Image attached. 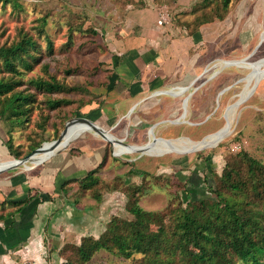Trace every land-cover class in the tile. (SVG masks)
I'll return each mask as SVG.
<instances>
[{
  "label": "rangeland",
  "instance_id": "obj_1",
  "mask_svg": "<svg viewBox=\"0 0 264 264\" xmlns=\"http://www.w3.org/2000/svg\"><path fill=\"white\" fill-rule=\"evenodd\" d=\"M177 2L0 0V45L8 46L24 35L31 36L37 44L36 59L30 60V69L19 65L20 73H12L0 64V79L19 81L12 92L23 90L31 94V101L25 105L28 110L20 120L0 116L1 136L6 145H11L12 153L0 142V162L21 158L44 142L55 140L72 118L89 119L98 114V107L88 112L86 107H93V101L102 105V94L95 92L96 86L111 83L112 60L115 59L112 44L121 35L128 15L132 11L155 8L158 13L169 16L170 11L176 12ZM185 3V8L180 10L184 14L208 13L220 17L217 38L206 42L204 47L208 70L194 79L188 90L183 86L163 90L177 97L157 95L144 99L145 96H141L129 115L130 106H125L110 118L105 129L125 145L148 141L152 125H155L153 130L159 142L187 137L201 144L220 133L228 120L230 106L233 115L228 134L203 149L190 146L193 151L178 149L160 155L139 152L116 155L104 137L94 130L84 131L71 139L67 147L76 140H87L91 147L103 145L106 159L89 185L77 182L75 205L68 208L75 209L78 203L90 206V212H84L82 218L85 219L78 227L72 222L74 211L70 212L68 224L58 219L57 225L50 226L47 222L36 228H32L31 210L29 219L22 216L17 219L20 213L0 219V264H139L142 253L133 252L126 257L110 239H104L112 219L132 220L130 208L138 205L158 213L150 225L156 232L160 226L169 229L174 214L184 207L192 210L191 202L196 203L197 199L207 203L210 214L220 213L224 203L213 189L222 188L224 172L230 167L240 169L247 180L245 154L264 165V65L256 81L249 84L250 93L239 95L247 83V75L251 74L245 66L264 60V0H186ZM47 40L51 47L47 46ZM222 61L237 64L222 66ZM239 99L242 100L236 110L234 103ZM54 102L59 105L51 107ZM74 122L82 123L70 121L65 137L71 136ZM93 136L101 142L90 141L89 137ZM46 154L40 152L32 160L39 163L42 159L36 158ZM40 165L32 163L28 168L21 165L2 171L0 179L21 172L33 173ZM227 198L232 202V197ZM13 210V205L0 198V216ZM92 224H96L95 228ZM89 225L92 230L85 231L84 227ZM74 228H80L81 234L73 231ZM86 238L106 241L111 249L100 248L88 260L81 261L77 249ZM262 261L264 263V257ZM178 264L197 263L191 259Z\"/></svg>",
  "mask_w": 264,
  "mask_h": 264
},
{
  "label": "crops",
  "instance_id": "obj_2",
  "mask_svg": "<svg viewBox=\"0 0 264 264\" xmlns=\"http://www.w3.org/2000/svg\"><path fill=\"white\" fill-rule=\"evenodd\" d=\"M177 1L174 5L176 12L168 11V20L161 24L157 22L161 12L158 13L155 8L132 11L128 15L127 23L121 28V35L112 44L114 51L112 56L115 58L112 60L113 78L110 84L96 86L98 89L95 92L102 94L104 100L102 107L92 103L93 107L91 106L90 110L95 107L100 110L89 119L103 128H108L110 118L118 115L125 106L135 105L136 107L137 99L141 96H145L144 99H152L157 95L177 97V94H164L160 91L164 92L163 90H167L165 89L167 87L169 89L180 86L190 87L194 79L208 70L209 60L205 58L204 47L206 42L210 43L217 38L220 21L216 18L210 21L196 20L197 16L180 12L185 8L186 0ZM107 88L112 89L107 90ZM93 137H89V140L101 142L98 137ZM166 142L169 143L166 146L170 147L175 141L173 142L171 138L164 142L157 141L161 146H164ZM121 145V154L139 152H132L127 146ZM189 147L187 143L181 142L175 150H191ZM144 153L160 155L169 152H161L154 146ZM104 155L103 145L91 147L87 140H76L75 143L40 163L41 165L33 173L21 172L0 179V198L18 200L34 194L35 198L27 204L20 215L17 213V219L20 216L29 219L27 216L31 210L32 228H36L37 225L44 226L47 222L50 226L57 225L58 219L68 224L72 211H74L72 222L78 227V224L85 219V217L82 218L84 212H90L91 208L77 205L78 203L75 209L68 208L75 205L74 192L77 190V182L84 183L85 181L82 180L87 172L96 168ZM67 181L69 183L66 185ZM69 187L72 188L69 189ZM94 213L95 211L91 215ZM92 225L95 228L96 224ZM92 225L84 227L85 231L92 230ZM73 231L81 234L80 228H74Z\"/></svg>",
  "mask_w": 264,
  "mask_h": 264
},
{
  "label": "trees",
  "instance_id": "obj_3",
  "mask_svg": "<svg viewBox=\"0 0 264 264\" xmlns=\"http://www.w3.org/2000/svg\"><path fill=\"white\" fill-rule=\"evenodd\" d=\"M214 18L220 17L202 13L196 20L210 21ZM47 46L51 47L49 40ZM36 48L35 40L28 35L8 46L0 45V64L12 73H20L19 65L30 69V60L36 59ZM18 83L17 80L0 79V116L16 120L25 116L28 110L25 105L31 101V94H26L23 90L12 92ZM109 89L112 88H107ZM10 92L12 93L9 96H3ZM101 100L103 102L104 97ZM56 105L59 102H54L51 107ZM87 107L86 110L89 111L91 105ZM77 124L80 123L74 122L71 127H77ZM175 139L171 138L173 142ZM0 142L12 154L11 145H6L1 132ZM166 145L169 143H164ZM245 157L247 180L244 179L242 170L230 167L224 172L222 188L213 189L215 196L224 203L220 213L210 214L207 203L197 199L196 203L191 202L192 210L184 207L174 214L169 229L160 226L153 232L150 225L158 213L134 205L130 208L133 219H112L104 239H110L118 252L126 257H130L133 252L142 253L139 264H178L181 260L191 259L197 264H264V165L247 154ZM104 160L105 155L96 168L87 172L82 180L85 181V186L89 185L88 182L94 178V173ZM34 196L33 194L18 200L5 199L14 206V210L8 215L0 216V219L20 213ZM229 196L232 197V202L227 201ZM206 213L209 214L205 217ZM100 248L111 249V246L106 241L86 238L77 249L80 260H88Z\"/></svg>",
  "mask_w": 264,
  "mask_h": 264
},
{
  "label": "bare ground",
  "instance_id": "obj_4",
  "mask_svg": "<svg viewBox=\"0 0 264 264\" xmlns=\"http://www.w3.org/2000/svg\"><path fill=\"white\" fill-rule=\"evenodd\" d=\"M262 65H264V60L245 66V68H249L251 70V74L247 75V77H246L247 83L245 84V86H243L244 88H243L242 92L239 95L244 96V95L249 93L248 91H249L250 87H248V86H249L250 83H252V81H256V79L258 77V73H259ZM241 100L242 99H239L235 103V109L236 110L239 107V105L241 103ZM228 111H229L228 120H227L226 124L221 128L220 133L215 135V136L210 137L209 139H207L205 142H203L201 144L193 142L189 138L186 137V138H177L175 140V142L173 143V145L170 146V147L161 146L160 144L157 143L156 136H154L152 133H151L152 136L150 138L151 139L150 141L148 140L147 142H145L143 144H138V145L137 144L125 145L120 140L116 139L111 134V132H107L106 133V138L105 139L111 144V146L113 147V154H116V155H120L121 154L120 153V148L122 146L121 144H123L124 146H127L129 148V150H131L132 152L139 151L140 154H144V152L146 150H148L149 148L154 147V146L158 147L161 150V152H171L173 150L175 151V149L180 145L181 142L188 143L189 146H191L192 148H194L196 150L203 149L204 147L212 146L215 142L223 139L228 134V132L230 131L231 126H232V115H233L232 107L229 106L228 107ZM87 130H92V129L87 124L83 123V125H81V126H79L77 128H74V130H72V134H71L70 137H68V138L65 137V138L71 140V139L77 137L79 134H81V133H83L84 131H87ZM153 136L155 137L154 140H152ZM44 146L47 147L48 144L46 143ZM36 154H38V153H36ZM36 154H34L32 157H34ZM11 163H12V159H8L6 161L0 162V170H1L0 172L11 169V168H8V167H10ZM21 165L22 164H20L19 166H21Z\"/></svg>",
  "mask_w": 264,
  "mask_h": 264
},
{
  "label": "water",
  "instance_id": "obj_5",
  "mask_svg": "<svg viewBox=\"0 0 264 264\" xmlns=\"http://www.w3.org/2000/svg\"><path fill=\"white\" fill-rule=\"evenodd\" d=\"M244 59H240V60L243 61ZM231 64H237V63H234V62H231V61H222L221 62V65L222 66H227V65H231ZM184 88L188 90L189 89V86H184ZM225 89L226 88L222 89L218 93V95L221 94ZM252 92H251V94H252ZM160 93H168V94H170L168 91H164V92L160 91ZM188 96H190V93H188ZM134 107H135V105L131 106L128 112L131 113L132 110L134 109ZM72 120H78V121H80L82 123L87 124L92 130H94L97 134H99L101 137H104V138H106V133L107 132H110L109 129H105V128L101 127L100 125H98L94 121L89 120L88 118H85V117H75V118H72L71 120H69L67 122L66 126L64 127V129L62 130V132H61V134L59 135L58 138H56L55 140H53L51 142H44L42 145L38 146L37 148H34L31 152H29L28 154H26L25 156H23L21 158H14V159H12V163H11L10 167H8V168H11V169L12 168H16L20 164H22L24 167H27V168L30 167V165L32 163L33 164H40L44 160H46L47 158H49L52 154H54L56 151H58L59 149L66 147V145L68 144V142L70 141V139H66L65 138V134L67 132L68 125H69L70 121H72ZM154 126L155 125H152L150 127V132L155 136V133H154V130H153L154 129ZM154 136L152 137V140H154V138H155ZM46 143L48 144L47 147L44 146ZM43 151H45L47 153L46 157L43 158L39 163H34V161L32 160V156L34 154H36V153L43 152Z\"/></svg>",
  "mask_w": 264,
  "mask_h": 264
},
{
  "label": "built area",
  "instance_id": "obj_6",
  "mask_svg": "<svg viewBox=\"0 0 264 264\" xmlns=\"http://www.w3.org/2000/svg\"><path fill=\"white\" fill-rule=\"evenodd\" d=\"M168 20V15H167V13H164V12H161L160 13V17H159V19H158V23L159 24H161V23H163V22H165V21H167Z\"/></svg>",
  "mask_w": 264,
  "mask_h": 264
}]
</instances>
